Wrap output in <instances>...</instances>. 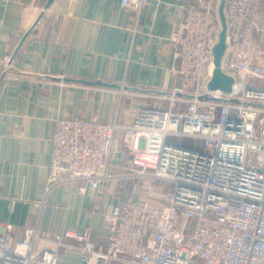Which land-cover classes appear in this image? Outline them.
<instances>
[{
    "label": "built area",
    "instance_id": "built-area-1",
    "mask_svg": "<svg viewBox=\"0 0 264 264\" xmlns=\"http://www.w3.org/2000/svg\"><path fill=\"white\" fill-rule=\"evenodd\" d=\"M224 1L221 67L234 77L229 92L207 88L219 0H189L170 37L178 84L148 94L164 104L139 107L122 124L117 111L110 121L55 119L48 189L79 183L85 192L113 178L110 159L121 129L131 153L125 175L170 182L165 202L152 198V186L142 198H119L103 214L105 249L95 247L91 225L52 236L27 227L14 238L12 224L0 221V264H56L61 248L78 251L79 264H264V65L257 39L264 0ZM120 3L140 11L144 0ZM12 59L4 55V72ZM168 135L197 138L207 151L170 143ZM38 242L46 246L37 249Z\"/></svg>",
    "mask_w": 264,
    "mask_h": 264
},
{
    "label": "crops",
    "instance_id": "crops-1",
    "mask_svg": "<svg viewBox=\"0 0 264 264\" xmlns=\"http://www.w3.org/2000/svg\"><path fill=\"white\" fill-rule=\"evenodd\" d=\"M188 1L144 0L136 11L120 0H0V221L12 224L14 238L27 227L52 236L91 225L95 247L105 249L104 212L140 194L124 173L129 146L118 129L114 177L97 189L83 192L79 183L48 189L55 119L80 114L110 121L117 111L122 124L139 107L164 104L148 94L178 84L170 37ZM257 39L264 65V19ZM7 52L13 59L4 72ZM97 80L109 85L85 82ZM56 264H79L78 251L61 248Z\"/></svg>",
    "mask_w": 264,
    "mask_h": 264
},
{
    "label": "water",
    "instance_id": "water-1",
    "mask_svg": "<svg viewBox=\"0 0 264 264\" xmlns=\"http://www.w3.org/2000/svg\"><path fill=\"white\" fill-rule=\"evenodd\" d=\"M48 1H50V0H48ZM224 2H225L224 0H219V3H218V16H219V22H220V29L218 32L217 41L213 45V48H212L213 68L211 71L210 79L207 83V88L208 89L219 88L223 92H229L231 90L232 84L234 82V77L231 74L225 72L221 67V63H222L223 56H224L225 49H226V20H225V13H224ZM38 19H39V17H38ZM37 20L35 21V23L37 22ZM31 28H29L24 33V35L22 36V38L18 44V47L21 45L22 41L28 35ZM85 82L94 83V84H98V85H109L108 83H105L101 80L85 81ZM167 92H169V91H167ZM230 100H235V99H230Z\"/></svg>",
    "mask_w": 264,
    "mask_h": 264
},
{
    "label": "rangeland",
    "instance_id": "rangeland-1",
    "mask_svg": "<svg viewBox=\"0 0 264 264\" xmlns=\"http://www.w3.org/2000/svg\"><path fill=\"white\" fill-rule=\"evenodd\" d=\"M167 141L174 144H179L182 147L186 148H192L197 149L200 151H207V149L203 148L201 145V142L197 138H192L188 136H178V135H168ZM249 156L254 158V153L248 154ZM134 181V180H132ZM137 186L140 187V194L136 198H142L145 196V193L147 192V188L149 186H152V189L150 190V193L152 195V198H154L157 201H161L164 199V195L171 190L172 184L170 182L164 181V180H148V179H139L135 180Z\"/></svg>",
    "mask_w": 264,
    "mask_h": 264
},
{
    "label": "trees",
    "instance_id": "trees-1",
    "mask_svg": "<svg viewBox=\"0 0 264 264\" xmlns=\"http://www.w3.org/2000/svg\"><path fill=\"white\" fill-rule=\"evenodd\" d=\"M12 54V53H11Z\"/></svg>",
    "mask_w": 264,
    "mask_h": 264
}]
</instances>
